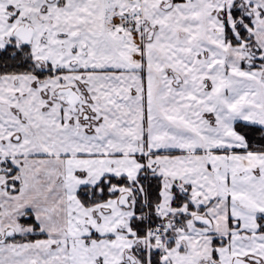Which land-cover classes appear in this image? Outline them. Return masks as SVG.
<instances>
[{"label": "snow or ice", "instance_id": "snow-or-ice-1", "mask_svg": "<svg viewBox=\"0 0 264 264\" xmlns=\"http://www.w3.org/2000/svg\"><path fill=\"white\" fill-rule=\"evenodd\" d=\"M0 264H264V0H0Z\"/></svg>", "mask_w": 264, "mask_h": 264}]
</instances>
